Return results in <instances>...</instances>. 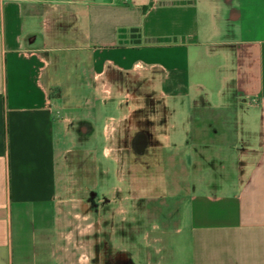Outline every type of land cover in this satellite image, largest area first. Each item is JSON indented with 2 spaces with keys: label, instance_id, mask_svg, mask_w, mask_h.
Masks as SVG:
<instances>
[{
  "label": "crops",
  "instance_id": "0c3cea01",
  "mask_svg": "<svg viewBox=\"0 0 264 264\" xmlns=\"http://www.w3.org/2000/svg\"><path fill=\"white\" fill-rule=\"evenodd\" d=\"M133 74L210 170L145 264H264V0H0V264L72 259L71 155Z\"/></svg>",
  "mask_w": 264,
  "mask_h": 264
},
{
  "label": "rangeland",
  "instance_id": "374dc122",
  "mask_svg": "<svg viewBox=\"0 0 264 264\" xmlns=\"http://www.w3.org/2000/svg\"><path fill=\"white\" fill-rule=\"evenodd\" d=\"M145 81L136 74L122 75L123 85H113L112 91L107 85L106 97L120 103L121 111L107 121L104 132L87 145L80 143L71 155L63 209L74 226L66 228L74 232V244L67 264H145L153 254L152 239L177 226L182 200L193 194L194 181H210V170L193 169L199 161L194 148L169 152L170 141L159 137L165 111ZM139 128L150 131L158 147L148 174L136 173L126 149L128 137ZM198 188L202 192L208 185Z\"/></svg>",
  "mask_w": 264,
  "mask_h": 264
},
{
  "label": "flooded vegetation",
  "instance_id": "af4514ba",
  "mask_svg": "<svg viewBox=\"0 0 264 264\" xmlns=\"http://www.w3.org/2000/svg\"><path fill=\"white\" fill-rule=\"evenodd\" d=\"M152 134L150 131L139 128L136 129L129 138V145L126 147L128 154L133 156V160L130 162L131 165L136 166V173H150L155 165L153 158L157 146L153 145L151 140Z\"/></svg>",
  "mask_w": 264,
  "mask_h": 264
},
{
  "label": "built area",
  "instance_id": "2783aa9c",
  "mask_svg": "<svg viewBox=\"0 0 264 264\" xmlns=\"http://www.w3.org/2000/svg\"><path fill=\"white\" fill-rule=\"evenodd\" d=\"M124 2L128 3L130 0H123Z\"/></svg>",
  "mask_w": 264,
  "mask_h": 264
}]
</instances>
